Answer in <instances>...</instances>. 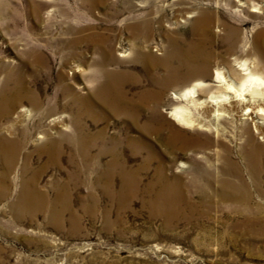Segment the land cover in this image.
<instances>
[{
	"label": "rangeland",
	"instance_id": "rangeland-1",
	"mask_svg": "<svg viewBox=\"0 0 264 264\" xmlns=\"http://www.w3.org/2000/svg\"><path fill=\"white\" fill-rule=\"evenodd\" d=\"M168 1L95 0L91 7L87 0H0V93L3 84L7 90L17 87L13 74L23 75L25 94L37 95L41 110H47L41 123L35 119L26 122L32 137L12 160L7 157L9 164L0 155V264H264V173L256 186L233 148L232 159L251 199L247 204H232L223 199L221 181L227 175L217 155L218 146H193L183 152L167 153L159 140L170 133L169 122L176 129L198 135L200 140L203 135L214 136L212 131L182 128L171 121V88L164 91L157 104L163 121H151L158 127L159 137L139 132V126L150 116L151 99L141 103L143 107L136 111L137 120L133 121L127 113L110 111V115L95 98L91 105L97 118L83 116L80 121L81 135L97 137L92 143V155L100 147L113 145L114 136L120 138L116 152L121 159L128 160L134 170L145 166L137 173L136 189L128 190L121 198L117 196V176L108 184L96 182L93 171L73 176L88 161L74 154L68 142L62 141L59 154L39 150L44 142L35 138L37 130L48 134L73 130L70 119L75 110L70 105L80 104L73 97L63 98L62 90L74 97L87 96L105 79L100 77L99 69L117 70L128 76L122 91L133 104L131 108L136 109L138 95L149 87L152 78H146L141 64L132 61L131 55L119 56L130 46L129 32L121 21L130 14L152 11L154 22L159 17L170 22L173 9L188 5L196 11L209 10L238 26L249 39L255 26L264 27V11L250 12L251 7L244 9L237 0H177L179 5L174 8L166 6ZM263 1L250 0L251 5L259 7ZM153 26L149 50L156 54L152 51L154 45L164 36L157 22ZM70 27L82 31L72 34ZM171 27L172 24H163L161 30H172ZM186 27L178 29L184 31ZM92 32L95 37L76 42ZM102 36L111 39L113 56L119 64L103 59L100 50L106 44L99 40ZM33 48L42 52V64L33 63L26 55ZM240 52L239 49L237 53ZM154 74L162 75L163 70L159 67ZM64 101L69 104L66 109L61 106ZM21 103L0 116V136L10 137L6 130L12 123L19 128L16 112L29 106L26 97ZM56 116L61 120L52 123L50 119ZM125 134L142 143L137 145L140 151L136 154L127 146ZM148 148L154 157L145 164ZM190 158L198 168L191 167ZM109 159V154L101 155L100 166L104 168ZM162 163L166 164L164 178L179 183L172 187L177 189L168 191L180 196L170 210L166 202L157 198L162 187L157 167ZM32 191L44 194L45 200L20 199ZM164 208H168L169 215L161 213Z\"/></svg>",
	"mask_w": 264,
	"mask_h": 264
},
{
	"label": "bare ground",
	"instance_id": "bare-ground-1",
	"mask_svg": "<svg viewBox=\"0 0 264 264\" xmlns=\"http://www.w3.org/2000/svg\"><path fill=\"white\" fill-rule=\"evenodd\" d=\"M237 1L239 2L238 5L244 9L251 7L250 12L264 11V4L259 7L251 5L250 0ZM87 3L92 7L95 5V0H87ZM175 5H179L177 0H170L166 3V6L173 8ZM175 9H173L174 14L170 22L162 17L157 20L155 18L159 33L164 36V39L159 38L154 45L152 51L157 52L156 54L149 50L154 34L153 24L155 23L152 11H144L138 16L130 14L128 18L121 19L124 23V29L129 32L130 46L119 56L128 57L131 55L132 61H138L141 64L146 78L149 76L152 78L149 87L144 88L137 97V102L140 104L149 99L153 102V105L150 106L149 118L142 125L137 124L141 128L139 132L143 134L142 136L159 137V129L151 124V121L158 119L163 121L157 104H159L164 91L171 88L172 107L169 112L171 121L180 124L182 128L212 131L214 136L212 134L203 135V140H200L197 139L198 135L176 129L173 127V123L169 122L170 133L166 138H160L159 141L169 154L176 151L183 152L193 148V146H218L220 153L217 152V155L221 159L227 175L221 181L224 190L223 199L232 204H247L251 199V194L241 171L237 170L231 152L233 148H236V153L241 158L247 173L257 186L259 176L264 173V27L257 28L255 26L253 28L254 34L249 39L238 26L221 20L209 10L196 11L188 5ZM163 24L165 26L172 24L173 27L171 28L173 29L163 31L161 30ZM181 25H187L184 31L178 29ZM68 31L73 34L82 31V28L70 27ZM92 33V35L85 34L80 40L76 39V42L89 40L94 36V32ZM99 40L103 45L106 44L100 50L103 59H109L115 65L119 64V61L113 56L111 39L102 36V38L99 37ZM239 49L242 51L240 54L237 53ZM26 55L31 57L33 63L42 64L43 62L42 52L38 51L37 48L26 52ZM159 67L163 70V74H154L155 69ZM99 73L100 77L105 78L104 81L99 83L87 96L76 95L74 97L72 93L69 95L67 90H62L63 98L71 99L73 97V101L80 104L74 107L70 105V109L75 110L72 120L70 119L73 130L71 132L54 130L53 134H48L47 131L40 129L37 130L35 138L44 142L39 150L47 151L49 154H59L62 141L68 142L74 154L88 161L86 166L82 165L79 173L73 176L93 171L96 182L104 181L107 184L117 176L120 190L117 196L122 197L128 190L136 189L138 185L137 173L145 166L142 164L134 170L130 167L128 160L121 159L116 152L117 142L120 138L114 136L112 137L113 145L106 148L100 147L97 154L92 155L90 153L92 143L94 144L93 141L97 137L95 138L89 133L81 135L80 132L83 128L80 121L83 116L97 118L92 111V99L99 100L101 107L108 109L109 113L110 111L127 113L133 121L137 120L136 111L143 106L135 102L136 109H132L133 104L125 99L122 91L123 85L128 79L125 73L117 70L109 71L108 69H99ZM13 75L17 80V87L7 90L4 87L6 85L3 84L0 93V116L4 112L11 111L17 104L21 106V100L25 97L29 106L28 108L22 106L16 112L15 122H18L16 126L19 128L14 127L12 123L6 130L10 137L0 136V155L6 157L7 164H9L7 157L12 160L16 152L23 148L29 137H32L33 131L25 125L26 122L29 119H35L37 123H41L45 118V112H47V110L45 112L41 110L42 102L37 95L31 94V92L25 94L22 83L23 75ZM96 79V76L92 75V80L95 81ZM6 94L9 95L7 98ZM65 101L67 102V99ZM65 101L61 106L66 109L69 104ZM118 104H120L119 111ZM122 105H125V109L122 108ZM110 115L112 114L110 113ZM50 120L52 123H58L61 118L56 116ZM137 139H130L125 134V141L128 142L127 146L132 154L140 151L137 149V145L142 143H138ZM104 153L109 154L110 159L103 168L100 166L99 160ZM145 154L143 162L146 164L154 155L150 148ZM190 160L193 169L199 167L196 161L192 158ZM165 167L166 164L164 163L157 167L159 181L156 180V182L158 181L162 186L157 198L164 203L166 202L170 210L176 205L180 196L177 193L170 194L168 191L177 189L172 187H178L179 183L178 181L171 183L164 178ZM45 198L44 194L32 191L30 194L22 195L20 199L33 202L43 201ZM168 208L162 209L161 213L169 215Z\"/></svg>",
	"mask_w": 264,
	"mask_h": 264
}]
</instances>
